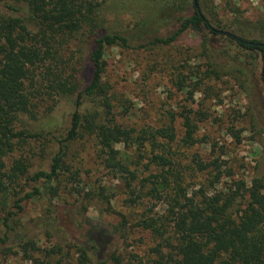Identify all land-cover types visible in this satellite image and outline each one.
I'll return each mask as SVG.
<instances>
[{"label": "rangeland", "instance_id": "1", "mask_svg": "<svg viewBox=\"0 0 264 264\" xmlns=\"http://www.w3.org/2000/svg\"><path fill=\"white\" fill-rule=\"evenodd\" d=\"M91 1L96 4L92 17L98 28L122 32L128 37L134 34L138 36L142 31L140 28L135 29V23L151 17L153 22L150 27L153 23L166 21V24H159L162 26L161 34L170 33L176 28L174 16H178L182 9H186V5L192 3V0ZM212 1L218 5V13L223 20L234 22L232 28L225 29L227 32L235 35L244 28L251 31L248 39L264 42V0ZM227 1L238 8L241 14L234 16L227 11ZM174 4L176 8L172 7ZM33 28L32 34L35 31ZM212 44L216 51L210 59L202 49L201 38L194 32L182 34L170 45L151 49L118 46L107 49L103 58L102 82L108 89L114 117L122 127H131L135 129L134 134L146 138L149 136L143 131L173 126L175 140L168 143L164 141L165 149L174 168L184 175L190 189L199 187L203 182L207 184V170L212 166L207 167L205 172L199 171V162L208 164L215 159L221 171L215 189L227 188L231 192L236 189L238 182H243L247 188L252 179H261L264 194L262 55L256 49L240 48L236 40L227 38L221 37ZM54 50L58 51L63 62L60 63L62 76L71 74L75 77L80 66L87 64L88 41L82 34L59 39L58 44H54ZM49 92L33 100L32 116L19 114V129L41 134H57L61 130L58 122L71 109L64 106L61 108L64 111L60 112L56 108L49 113L55 99ZM90 109H98L100 115L103 113L102 108L91 104ZM186 117L196 125L195 143L191 145L182 142ZM124 137L119 134L118 139L123 140ZM142 142L143 146L139 143L127 149L134 157L142 153L139 159L141 168L153 153H161V147L151 146L149 140ZM116 147L122 148V143H117ZM51 152L52 144L46 139H28L9 153L6 161L10 164L13 160L23 159L29 170H36L47 165V156ZM100 160L96 139L82 133L67 148L66 165L69 173L58 179V195L52 199L44 195L26 203L20 229L22 236L24 239L37 240L42 249L38 255L32 253V256L43 257L51 264L75 262V248L69 246L62 232L49 224L60 206L71 207L73 212L66 208L60 211L69 214V217L75 213L76 222L81 224V234L68 230L64 214H60L58 226L68 237L78 236L77 243L89 251L93 262L97 259L94 242L103 243L101 252L104 259L115 251L124 262L141 261L147 264L154 256L153 247L157 239L137 223L146 217L164 214L167 206L163 193L159 191L144 198L138 205L125 202V197L128 199L130 195L128 190L123 189V180L103 169ZM240 194L244 192L240 190ZM239 195L233 201V212L244 206V199ZM122 217L127 220L125 225H122ZM53 247L61 249V252H50L51 256H46V251H51ZM0 264L31 262L17 252L5 258L0 257Z\"/></svg>", "mask_w": 264, "mask_h": 264}, {"label": "trees", "instance_id": "2", "mask_svg": "<svg viewBox=\"0 0 264 264\" xmlns=\"http://www.w3.org/2000/svg\"><path fill=\"white\" fill-rule=\"evenodd\" d=\"M197 4L199 11L192 0L186 9L174 16L176 28L168 34L162 35V26H159L166 21L153 23L150 27L151 17L135 23V29L142 31L138 36L133 33L128 37L122 32L103 31L97 27L92 17L96 4L91 0H0V257L19 252L31 264H51L43 257L32 256L42 250L37 240L22 236L24 207L27 202L44 195L50 199L58 195V179L69 173L67 148L86 133L97 141L101 167L123 180V189L130 195L128 199L125 197V202L138 205L159 191L164 195L167 206L164 214L146 217L137 223L157 239L154 256L147 264H263V181L252 179L247 188L243 182H238L231 192L227 188L217 190L214 186L220 181L221 171L214 159L208 164L199 162V171L205 172L212 166L207 170V184L203 182L190 189L165 149L164 141L175 140L173 126L143 131L149 136L147 138L134 134L135 129L131 127H122L114 117L108 89L102 82L103 58L111 47L151 49L170 45L182 34L194 32L201 38L202 49L210 59L216 51L212 43H217L221 37L235 40L227 33L215 31H226L234 24L221 18L218 5L212 0H199ZM225 6L232 15L241 14L231 2L227 1ZM31 28L35 30L33 34ZM250 32L243 28L237 34H231L236 36L238 47L256 48L264 55V48L247 43L258 42L247 38ZM74 34H82L88 41L87 64L80 66L77 77L71 74L62 76L60 63L63 62L58 51L54 50V44ZM47 92L55 97L49 113L56 108L64 111L61 110L64 106L71 109L60 122L57 121L61 130L57 134H41L19 129V114L32 116L33 100ZM90 104L102 108L103 113L100 115L98 109H90ZM183 127L182 142L194 144L196 125L186 117ZM119 134L125 136L123 140L118 139ZM28 139H46L52 144L46 166L29 170L23 159L7 163V155ZM143 140H149L156 148L161 147V153H153L141 168L139 159L142 153L134 157L127 149L139 143L143 146ZM117 143H122V148L116 147ZM240 190L244 194L239 195ZM238 195L244 199V206L233 212V201ZM61 208L72 211L68 206L57 207L49 224L62 232L69 246L75 248L77 256L71 264H145L141 261L124 262L115 251L104 259L102 242H94L97 259L93 262L89 251L77 243L78 236L68 237L58 226L60 214H64ZM122 218V225H125L127 220ZM63 219L68 230L81 234V224L76 222L75 213L72 217L64 214ZM50 250L46 251V256L61 252L56 247Z\"/></svg>", "mask_w": 264, "mask_h": 264}, {"label": "water", "instance_id": "3", "mask_svg": "<svg viewBox=\"0 0 264 264\" xmlns=\"http://www.w3.org/2000/svg\"><path fill=\"white\" fill-rule=\"evenodd\" d=\"M193 4H194L195 8L199 11L197 0H193ZM215 31L220 32V33H227V34L231 35L229 32H226V31H221V30H215ZM248 43L253 44V42H248ZM258 45L264 47V43H259ZM261 77L264 78V65L261 68Z\"/></svg>", "mask_w": 264, "mask_h": 264}, {"label": "flooded vegetation", "instance_id": "4", "mask_svg": "<svg viewBox=\"0 0 264 264\" xmlns=\"http://www.w3.org/2000/svg\"><path fill=\"white\" fill-rule=\"evenodd\" d=\"M230 33V32H229ZM231 34V33H230ZM229 35V34H228ZM231 36H233V38L235 39V40H237L236 39V36H234V35H232L231 34ZM239 40V39H238ZM240 41H242V40H240ZM258 41V40H257ZM248 43V42H247ZM259 43H264V42H261V41H258V42H256V43H254L253 42V44L252 45H255V46H259V47H262V46H260V45H258ZM262 48H264V47H262ZM256 49V48H255ZM256 50H258V49H256ZM259 51V50H258ZM260 52V51H259ZM261 53V55H262V66H261V68L263 67V65H264V55L262 54V52H260ZM260 76H261V71H260ZM261 79H262V81H263V83H264V78H262L261 77Z\"/></svg>", "mask_w": 264, "mask_h": 264}]
</instances>
